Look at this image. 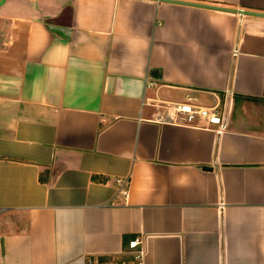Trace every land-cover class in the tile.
<instances>
[{
  "label": "crops",
  "instance_id": "1",
  "mask_svg": "<svg viewBox=\"0 0 264 264\" xmlns=\"http://www.w3.org/2000/svg\"><path fill=\"white\" fill-rule=\"evenodd\" d=\"M136 237L142 264H264V17L0 0V264H125Z\"/></svg>",
  "mask_w": 264,
  "mask_h": 264
},
{
  "label": "built area",
  "instance_id": "2",
  "mask_svg": "<svg viewBox=\"0 0 264 264\" xmlns=\"http://www.w3.org/2000/svg\"><path fill=\"white\" fill-rule=\"evenodd\" d=\"M172 115L185 124H194L195 126L209 128L213 125L218 126L219 130L228 127V117L221 111L220 107H207L194 104L190 99L186 102H179L170 107ZM127 179H118V194L127 196L128 190L125 187ZM112 204H117L115 200ZM129 249L134 255V260L125 264H142L145 256L144 240L142 237H136L129 242ZM93 264V263H92Z\"/></svg>",
  "mask_w": 264,
  "mask_h": 264
},
{
  "label": "water",
  "instance_id": "3",
  "mask_svg": "<svg viewBox=\"0 0 264 264\" xmlns=\"http://www.w3.org/2000/svg\"><path fill=\"white\" fill-rule=\"evenodd\" d=\"M153 1H162V2H169V3H175V4L177 3V4H182V5H190V6L209 8V9H214V10H219V11L238 13L241 15L264 17V13L262 12H254V11H248V10H243V9L228 8V7H223V6L207 5V4L194 3V2L177 1V0H153Z\"/></svg>",
  "mask_w": 264,
  "mask_h": 264
},
{
  "label": "trees",
  "instance_id": "4",
  "mask_svg": "<svg viewBox=\"0 0 264 264\" xmlns=\"http://www.w3.org/2000/svg\"><path fill=\"white\" fill-rule=\"evenodd\" d=\"M108 259L110 260L111 257H109ZM130 260H134V257L130 256V257H126V258L122 259V261H124V262H128V261H130ZM118 263H119V262H118ZM122 263H123V262H122ZM119 264H121V262H120Z\"/></svg>",
  "mask_w": 264,
  "mask_h": 264
},
{
  "label": "rangeland",
  "instance_id": "5",
  "mask_svg": "<svg viewBox=\"0 0 264 264\" xmlns=\"http://www.w3.org/2000/svg\"><path fill=\"white\" fill-rule=\"evenodd\" d=\"M51 24H54V20L51 21Z\"/></svg>",
  "mask_w": 264,
  "mask_h": 264
}]
</instances>
